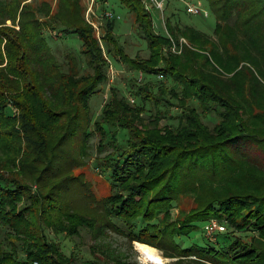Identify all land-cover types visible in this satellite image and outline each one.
Returning a JSON list of instances; mask_svg holds the SVG:
<instances>
[{
	"label": "trees",
	"instance_id": "1",
	"mask_svg": "<svg viewBox=\"0 0 264 264\" xmlns=\"http://www.w3.org/2000/svg\"><path fill=\"white\" fill-rule=\"evenodd\" d=\"M205 1L216 19L215 40L174 15L166 21L171 38L159 34L142 0H120L149 50L147 58H133L115 33V19L105 15L103 49L83 0H0V218L26 237L27 255L15 261L14 253L0 251V264H69L60 241L22 228L20 216H43L47 205L67 220L74 217V207L57 189L77 183L72 169L83 162L94 132L100 153L109 135L113 147L96 158L111 178V193L99 201L106 226L194 262L264 264V249L239 240L219 252L200 243L184 247L175 239L212 217L226 221L229 230L253 228L264 236V0ZM182 35L200 50L165 51ZM74 37L79 51L65 44ZM105 55L136 72L171 78L176 87L155 88L131 78L134 101L113 86L94 120L91 98L108 81ZM173 106L180 112L173 113ZM211 115L217 117L213 126L204 121ZM164 119H177L178 125ZM120 130L128 133L126 145L118 143ZM75 137L80 145L71 157L67 149ZM24 178L49 191L40 214L33 209L40 198L22 191ZM78 183L92 199L85 182ZM187 193L195 194V206L169 221L170 210ZM28 199L33 202L19 210ZM139 220L146 224L138 229ZM82 221L48 222L57 235L73 236L88 227Z\"/></svg>",
	"mask_w": 264,
	"mask_h": 264
},
{
	"label": "rangeland",
	"instance_id": "2",
	"mask_svg": "<svg viewBox=\"0 0 264 264\" xmlns=\"http://www.w3.org/2000/svg\"><path fill=\"white\" fill-rule=\"evenodd\" d=\"M142 1L150 11L153 18L154 29L159 34L171 38L166 27V21L167 18L174 15V20L178 21L180 24L193 26L199 31L210 35L214 40L216 39L214 33L216 19L205 0H166L163 11L158 10L150 1ZM186 2L201 4V6L208 9L209 15L189 14L186 11ZM83 3L86 7L85 16L87 20H89L90 23H96L98 25V28H94L102 47L103 43L101 36L103 35L102 27L105 22L104 15L109 12L114 14L116 24L115 33L119 37L127 54L133 58L136 55L141 58H147L149 56L147 42L136 30L130 11L121 4L120 0H83ZM10 23L11 22L8 21V24ZM171 41V45L165 49V51L175 55H182L186 47L200 50V46L197 43L192 42L189 38L183 35L177 40L172 38ZM65 44L68 47H72L75 51H79L81 46V42L76 39V37L66 40ZM105 56L110 63L108 69V81L104 85L102 92L94 94L91 98L94 120L101 117L103 105L110 97L111 87L117 86L121 93L129 96V91L132 88L130 79H139L140 73H142L131 70L127 65L117 63L114 59L111 60L107 55ZM145 82L151 83L155 88L159 87L162 83H166L172 88L176 87V83L171 78H166L163 75H146L143 73V80L139 81V83ZM131 98H133V96H129V99ZM138 101L139 100L137 99L136 102ZM172 111L173 113H178L180 112V108L173 106ZM204 121L210 126H213L217 121V117L215 115L204 117ZM162 123H171L176 126L178 125V120L164 119L162 120ZM93 125L94 124L90 125L91 129H94ZM127 137V131L120 130L117 137L119 145H126ZM99 138L97 132L92 134L87 141V155L81 159V161H83L81 164L74 166L72 169V174L77 178V183L70 184L69 188H66L64 185L63 188L57 189V193L64 197V199L66 198L67 202L74 207L70 212L71 214L73 213L74 217H70V219L74 221V223H78L85 218L82 222L87 223L88 227L80 226L78 232L73 236H68L64 233L57 235L54 227L50 225L48 221H52L54 225L55 223L61 225L59 221L61 223L65 222L68 226L72 225V221L69 218L67 220L65 217L66 215H62V211L57 212L49 210L47 205V213H44L45 215L43 216L39 215L42 213V201H44L45 194L49 195V191L47 189L42 190L35 180L33 181L30 178H24L21 182V184L25 185L22 191L25 192V194L29 193L34 195V193H36V196L33 199L40 198L41 202L39 200V204L33 207V209L38 208L39 216L35 218V216H31L29 213H26L23 218L20 216V224L22 228L27 229L30 233L33 232L36 235L47 234L51 238L60 241L65 254L70 258L69 264H116V261L124 262V264H147L143 261V257L159 264H204L199 261L194 262V260H190L183 256H171L167 253L171 252L170 250H163L154 247L153 245L148 246L156 248L158 250L157 255L156 253L148 254V252L140 248V245H144V243L132 240L128 238L127 233H121L104 224L105 218L101 214L102 209L99 205V201L111 193V184L108 181L111 180V178L109 171L103 172L97 165L96 158L110 153L113 151V147L108 144L110 139L109 135L106 140V148L100 153L98 151ZM79 145L80 140H78V138L75 137L74 139H71L67 149L69 156L73 157V155L76 154ZM79 180L85 182V190H91L93 195L92 199H86L83 194L84 187L81 183H78ZM50 192L53 194L52 191ZM194 198L195 194L193 193L183 194L180 197L177 206L170 210L169 221H176L177 218L182 217L183 213H188L190 208L195 206ZM32 202L31 199H28L25 202L23 201L18 205V209L21 210L23 205H29ZM63 203L66 205V201ZM48 213H52V217ZM114 222L118 224L121 223L119 220H114ZM137 223L138 229L146 224V222L142 220H139ZM226 225L227 229L224 232L217 234L215 240H211L204 233L202 224L197 231L190 233L189 235L176 236L175 239L184 247L191 246L194 243H200L207 247L216 248L219 252H222L223 247L234 240H239L241 244L246 246H260L258 249H264V245L259 243H264V236H261L259 232L254 231L253 228L229 230V224L227 223ZM92 226L94 227L91 229ZM226 236H228V238H225ZM25 241L26 237L23 234L17 233L16 230L7 226L6 218H0V251H6V253L12 252L14 253L12 259L15 261H23L27 258L26 252L23 250V248H26ZM237 250H242V247L236 248L231 254L236 255L234 252ZM193 258L195 257L192 256V259ZM34 264L38 263L34 262Z\"/></svg>",
	"mask_w": 264,
	"mask_h": 264
},
{
	"label": "built area",
	"instance_id": "3",
	"mask_svg": "<svg viewBox=\"0 0 264 264\" xmlns=\"http://www.w3.org/2000/svg\"><path fill=\"white\" fill-rule=\"evenodd\" d=\"M150 1L153 6H155L158 10L163 11L164 5L166 0H147ZM186 11L191 15H198V14H204L205 16L209 15V11L207 8L201 6V4L198 3H192V2H186ZM105 17L109 19H114L113 13H105ZM94 27L98 28V25L96 23H92ZM143 73H140L139 80H142ZM134 101V99H131ZM227 223L225 221H222L216 217L209 218L207 221H205L203 225L204 233L211 239L215 240L217 234H220L224 232L227 229Z\"/></svg>",
	"mask_w": 264,
	"mask_h": 264
},
{
	"label": "bare ground",
	"instance_id": "4",
	"mask_svg": "<svg viewBox=\"0 0 264 264\" xmlns=\"http://www.w3.org/2000/svg\"><path fill=\"white\" fill-rule=\"evenodd\" d=\"M141 247V249L142 250H144V251H146V252H148V254L149 253H156V255H157V252H158V250L156 249V248H153V247H151V246H148V245H146V244H144V245H140ZM151 255V254H150ZM149 257H151V256H149ZM142 258V257H141ZM143 259V261L144 262H146L147 264H159V263H155V262H153V261H151V260H149V259H147V258H142Z\"/></svg>",
	"mask_w": 264,
	"mask_h": 264
}]
</instances>
